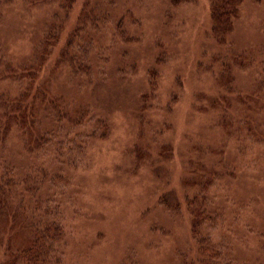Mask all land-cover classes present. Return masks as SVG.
I'll return each mask as SVG.
<instances>
[{
	"label": "rangeland",
	"instance_id": "374dc122",
	"mask_svg": "<svg viewBox=\"0 0 264 264\" xmlns=\"http://www.w3.org/2000/svg\"><path fill=\"white\" fill-rule=\"evenodd\" d=\"M214 2L0 0V264H264V0Z\"/></svg>",
	"mask_w": 264,
	"mask_h": 264
},
{
	"label": "trees",
	"instance_id": "16d2710c",
	"mask_svg": "<svg viewBox=\"0 0 264 264\" xmlns=\"http://www.w3.org/2000/svg\"><path fill=\"white\" fill-rule=\"evenodd\" d=\"M172 4H177L184 0H170ZM214 2V21L216 22L218 28L221 31H231L232 30V22L233 18L237 16L239 2L238 0H215ZM4 102V101H3ZM9 104H5V109L7 115H2L0 117V131L6 129V126L10 123V118L8 116H16L19 119L21 118L22 110H25L23 107V102L16 103V101H8ZM12 119V118H11ZM23 118V122H19L16 120V124H20L27 129L30 126V121L25 122ZM1 168V167H0ZM0 169V219L2 217L9 218L16 214V210H19L16 206H11V187L14 186L13 179L8 171L7 167ZM20 204V203H19ZM18 206V205H17ZM22 208V205L20 204ZM38 227L34 225L30 226L29 231L32 235L30 241H26L25 246L22 247L23 244L19 242L16 244H8L7 243V251L5 253L6 258L8 257V262L5 264H20L18 263L21 260V257L26 261L27 264H48L52 262L53 253V240L59 235L60 228L59 224L56 221H39ZM5 236H0V244H3V238ZM1 246V245H0ZM8 252V253H7ZM10 256V257H9Z\"/></svg>",
	"mask_w": 264,
	"mask_h": 264
}]
</instances>
